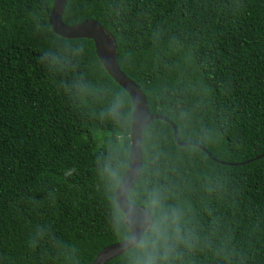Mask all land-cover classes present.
Here are the masks:
<instances>
[{
  "label": "trees",
  "instance_id": "16d2710c",
  "mask_svg": "<svg viewBox=\"0 0 264 264\" xmlns=\"http://www.w3.org/2000/svg\"><path fill=\"white\" fill-rule=\"evenodd\" d=\"M51 4L0 0V264H92L130 234V98L90 39L51 30ZM86 19L165 118L127 200L181 209L172 264H264V0H65L64 24ZM140 240L105 264H134Z\"/></svg>",
  "mask_w": 264,
  "mask_h": 264
},
{
  "label": "water",
  "instance_id": "95a60500",
  "mask_svg": "<svg viewBox=\"0 0 264 264\" xmlns=\"http://www.w3.org/2000/svg\"><path fill=\"white\" fill-rule=\"evenodd\" d=\"M65 0H52L48 22L51 30L64 38H86L93 42L97 58L110 77L128 94L131 101V123L129 133V159L125 173L120 179L114 193L117 207L125 216V224L129 229V237L122 242L104 247L95 256L92 264H105L136 245L148 229L150 212L127 200L130 189L138 180L141 168V138L144 128L155 119H162L156 113H150L142 91L134 84L117 64L116 45L111 36L95 20L86 19L76 25H66L62 21ZM176 143L177 131L173 127Z\"/></svg>",
  "mask_w": 264,
  "mask_h": 264
},
{
  "label": "clouds",
  "instance_id": "9594fccd",
  "mask_svg": "<svg viewBox=\"0 0 264 264\" xmlns=\"http://www.w3.org/2000/svg\"><path fill=\"white\" fill-rule=\"evenodd\" d=\"M54 69L59 68L56 57L50 61ZM81 91L83 85L79 86ZM114 173L109 172L111 180ZM165 198L159 191H152L146 198V207L151 213L148 230L137 246V259L134 264H172L175 259L176 244L180 240L182 211L176 206H166ZM119 218V213H116Z\"/></svg>",
  "mask_w": 264,
  "mask_h": 264
}]
</instances>
